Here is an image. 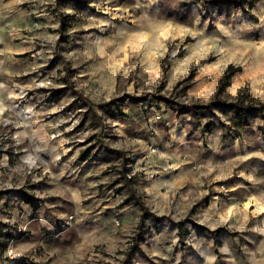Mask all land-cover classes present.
I'll use <instances>...</instances> for the list:
<instances>
[{
    "label": "rangeland",
    "instance_id": "rangeland-1",
    "mask_svg": "<svg viewBox=\"0 0 264 264\" xmlns=\"http://www.w3.org/2000/svg\"><path fill=\"white\" fill-rule=\"evenodd\" d=\"M8 1L0 0V13ZM140 1L80 0L83 8H78L75 1L17 0L20 25L16 31L0 30V230L12 235L0 264L71 263L79 238L70 234L73 171L67 170L68 161L76 168L91 161L110 163L102 173L113 175V182L99 186L106 205L93 208L88 217L117 227L116 250L99 247L108 257L115 252L117 264H125L127 251L138 246L143 233L151 236L163 223L177 224L179 238L190 233L188 224L205 235L211 207H221L223 198L254 199L247 217L252 222L256 216L264 249V109L248 110V124L241 126L232 109L215 101L219 80L232 66L236 70L217 99L239 97L254 107L264 105V45L259 51L252 45L264 42V23L255 35L238 29L248 22L245 17L257 20L251 0ZM136 10L158 17L140 44L156 52L157 73L139 61L136 48L125 67L115 70L112 88L110 69L99 68L108 55L98 53L93 43L116 35L120 25L136 33ZM107 47L109 53L112 46ZM184 56L175 79L168 80L174 60ZM230 59L241 67L224 66ZM202 81L207 86L200 87ZM193 104L201 105L194 113L185 107ZM165 154L193 161L189 172L195 180L158 197L146 187L159 177L151 161L156 156L168 161ZM224 161H246L245 184L234 188L235 195L230 186L238 181L237 164L226 176ZM89 192L83 203L99 198ZM22 193L32 196V203Z\"/></svg>",
    "mask_w": 264,
    "mask_h": 264
},
{
    "label": "crops",
    "instance_id": "crops-1",
    "mask_svg": "<svg viewBox=\"0 0 264 264\" xmlns=\"http://www.w3.org/2000/svg\"><path fill=\"white\" fill-rule=\"evenodd\" d=\"M135 4L141 2L140 0H134ZM17 0H10L7 2L8 9H1L0 13V30L6 29L17 30V24L20 25V6L16 3ZM251 13H253L257 20L243 19L246 22L244 27L238 29L248 30L249 33L259 32L261 30V23H264V0H251ZM133 4V5H135ZM6 5V4H5ZM12 8V9H11ZM8 19H7V18ZM135 22L136 33L130 31L122 26L116 35L107 37L102 40L99 37L93 44L96 45L98 53L108 55L106 64L100 66L101 70L109 68L112 76L109 80V86L115 87V70L125 67V63L129 62L130 56L133 53V49H136L135 54H139L140 62L144 65L149 64L150 68L155 69L157 73V54L156 52L146 50L145 47H140V44L148 40V33L146 29L149 24H157L159 22L158 17H148L147 14L140 13L139 10L135 11L133 15ZM153 21V22H152ZM164 21V20H163ZM253 21V22H252ZM17 23V24H16ZM19 27V26H18ZM101 27V25H99ZM124 27V28H123ZM155 27V25H154ZM156 28V27H155ZM133 30V28H130ZM156 32V31H154ZM264 32V29H262ZM133 34H136L135 41L133 40ZM111 44L112 49L108 53L107 45ZM253 49L258 50L264 42H260L259 45L256 41L253 42ZM5 51V50H4ZM187 54V53H186ZM185 55V54H184ZM186 57L177 58L174 60V64L171 67L167 77L168 80L173 81L177 72L179 71L181 64L186 62ZM141 63V64H142ZM228 63H234L241 67L240 62H232L226 60L224 66ZM154 72V73H155ZM243 68L238 72V76L241 77ZM199 81V80H198ZM238 85V84H237ZM200 87L207 86L206 81H202L199 84ZM165 154L163 158H167L168 161H162V157L156 156V161H151L153 170L159 173V177L153 181L149 187H146L148 192H154L156 196H167L176 188L183 184L194 182L195 177L191 174L190 165L193 161H187V158L182 154H173L169 156ZM69 173V206L73 208L71 212L74 215V221L71 224L70 234H75L79 239L74 241V249L72 254L69 255L70 264H90L98 261L96 264H117V260H114L115 252H108L110 256H107L99 252V247L103 245V248L107 247V250H116V244L119 241L118 229L114 225L107 223H101L94 218L88 217L93 208H97L96 211L104 209L101 205H106L102 196L99 195V186L106 182H113L111 174L102 173L103 170L109 165V161H91L87 162L82 168L75 166L72 161H68ZM211 162L212 161H207ZM259 162V161H256ZM85 161H83V164ZM74 165V169L71 165ZM227 164L226 169L229 170L237 164V182H234L230 186L232 195H235L234 188H240L241 184H245L246 178V161H224ZM231 168V169H232ZM79 172V173H78ZM251 172L255 174L254 169ZM78 173V174H77ZM77 174V176H75ZM230 176V170L226 176ZM114 184L112 187H114ZM112 187H109V195L113 193ZM87 189L89 193L97 194L99 198L82 202V198L87 195ZM166 192H163V191ZM171 191V192H170ZM242 196L249 197L248 192L238 189ZM148 194V193H147ZM221 197L225 194H220ZM239 197V196H237ZM239 199V198H238ZM250 199L245 201L232 199L227 201L223 198L222 206L214 209L211 207V220L206 223L205 235L197 232L190 224L185 229L190 233L186 238H179L178 225H171L163 223V228L155 230L151 236L145 232L143 233L141 241L134 251L129 255L125 264H264V249H262V242L260 238V229L255 222L256 216L253 215L252 222H248L247 214L250 212L248 208L252 204ZM112 202V200H109ZM255 202V201H254ZM41 208L46 210L42 204ZM39 206V207H40ZM93 206V207H92ZM31 210V208H29ZM39 210V208H36ZM36 210V211H37ZM42 211V210H41ZM111 208L105 211V214L110 213ZM220 215L222 218L216 216ZM34 215V214H33ZM217 217V218H216ZM92 219V221H90ZM90 221V222H88ZM32 227V225L30 224ZM189 226V227H188ZM37 227V226H36ZM182 229V228H181ZM183 232V230H182ZM42 236V235H41ZM43 237V236H42ZM249 238L250 242L245 243V239ZM43 242V241H42ZM257 243V247H248L250 243ZM36 243H34L35 245ZM48 246L46 243H41ZM32 247V243L30 247ZM151 247V248H150ZM57 250V249H56ZM55 250V252H57ZM59 252V251H58ZM114 255V256H113ZM113 256V257H112ZM104 260V261H103ZM100 261V263H99ZM25 262V263H24ZM20 261L19 264H28L26 261Z\"/></svg>",
    "mask_w": 264,
    "mask_h": 264
},
{
    "label": "trees",
    "instance_id": "trees-1",
    "mask_svg": "<svg viewBox=\"0 0 264 264\" xmlns=\"http://www.w3.org/2000/svg\"><path fill=\"white\" fill-rule=\"evenodd\" d=\"M62 2L65 3H70V2H74L77 4L78 8H83V5L81 6L80 4V0H60ZM215 2V1H214ZM68 19V18H67ZM66 20V19H64ZM63 25H67L66 21L62 22ZM236 70V68L234 69V67L232 66H228L225 73L223 74V76L220 78L219 80V88L216 91L215 94V101L218 102L222 107H228L230 109H232L234 111L235 114V120L234 122L237 125H241V126H246L248 124V120H247V111L250 109H256L259 111H262V109H264V105H261L260 107H254L250 102H245L244 100H242L241 98H236L232 101H221L220 99H217L218 94H220L222 88L228 84L229 78L230 76L234 73V71ZM187 108V110L189 111H193V113L195 112V109H199L201 108V105H197V104H193V105H186L185 106ZM130 182H132V180H128ZM132 191V190H130ZM22 197L25 200V202L27 203H32L33 201V197L28 195L27 193H22ZM134 197V191L130 192V197ZM136 201L141 205L142 209H144V205L142 203H140V201L138 199H136ZM144 214V212H143ZM142 220L139 222V225L137 226L138 231L141 230L142 227ZM12 237L11 234H9L8 232H3L0 230V254L6 249L7 245H8V239H10ZM135 240L137 238H134ZM135 244H132L129 248V250L127 251V255H130L134 249H135ZM24 264V263H23ZM33 264H41V263H37L34 262Z\"/></svg>",
    "mask_w": 264,
    "mask_h": 264
}]
</instances>
